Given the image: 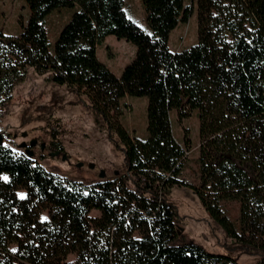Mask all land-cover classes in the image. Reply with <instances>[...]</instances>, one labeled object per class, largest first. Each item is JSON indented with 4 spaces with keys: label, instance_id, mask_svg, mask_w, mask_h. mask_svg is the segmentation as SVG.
I'll return each instance as SVG.
<instances>
[{
    "label": "trees",
    "instance_id": "trees-1",
    "mask_svg": "<svg viewBox=\"0 0 264 264\" xmlns=\"http://www.w3.org/2000/svg\"><path fill=\"white\" fill-rule=\"evenodd\" d=\"M24 1L31 14L21 33L0 32V121L32 71L83 99L121 150L125 171L92 183L61 177L3 137L0 264H240L180 238L170 197L188 185L180 180L186 151L173 134V111L180 120L198 113L194 193L215 224L264 264V0H141L148 30L128 17L125 0ZM60 9L72 14L51 52L45 22ZM194 11L197 42L171 51L172 32ZM109 36L136 48L120 77L97 55ZM126 96L148 100L146 139L120 123ZM58 133L52 128L55 152ZM228 200L240 203V231L221 210Z\"/></svg>",
    "mask_w": 264,
    "mask_h": 264
},
{
    "label": "rangeland",
    "instance_id": "rangeland-1",
    "mask_svg": "<svg viewBox=\"0 0 264 264\" xmlns=\"http://www.w3.org/2000/svg\"><path fill=\"white\" fill-rule=\"evenodd\" d=\"M125 10L130 19L148 30L141 0H125ZM30 14L24 0H0V32L19 35ZM71 14L69 9H60L47 17L45 26L51 52ZM196 42L197 17L194 11L187 23L180 24L172 32L169 47L171 51L179 52ZM135 52L136 48L130 43L109 36L98 47L97 55L102 63L120 77L124 67L133 60ZM147 104L146 98L126 96L122 100L123 115L120 123L132 138H147ZM171 121L174 137L186 151L180 180L188 186L174 187L170 197L178 212L180 238L193 242L210 253L238 256L240 264H255L257 256L241 247L215 224L192 189L201 185L198 161L201 138L197 111L182 120L173 111ZM54 127L59 131L58 139L62 149L58 150L59 156L51 157L50 153H55L50 148ZM0 130L2 138H6V145L18 154L25 153V148H21L23 143L30 145L31 141H35V145L28 146L34 152L33 157L49 172L61 177L92 183L100 179L101 171L105 172V178L125 171L121 150L106 131L97 128L83 99L64 87L47 82L45 77L32 71L16 87L11 105L1 118ZM63 155H67V160H62ZM79 163H83V166L78 167ZM90 164H94L93 169L89 168ZM2 178L7 180L6 176ZM17 195L23 198L26 193L20 190ZM221 210L235 229L240 231L239 201H222ZM90 215L99 217L100 213L93 210ZM41 219L47 220L48 213L44 212ZM68 260L74 261L75 256L70 255Z\"/></svg>",
    "mask_w": 264,
    "mask_h": 264
},
{
    "label": "water",
    "instance_id": "water-1",
    "mask_svg": "<svg viewBox=\"0 0 264 264\" xmlns=\"http://www.w3.org/2000/svg\"><path fill=\"white\" fill-rule=\"evenodd\" d=\"M0 141H2V134H0ZM32 145H35V141H31L30 145H28L26 143H23L21 145V148H25V154L28 157H30V158L34 156V152L30 148H28V146L31 147ZM42 149H44V144L42 145ZM59 155H60V152L59 151H57L55 153H50V156L51 157H56V156H59ZM67 158H68L67 155H63L62 156V160H67ZM77 166L78 167H82L83 166V163H79ZM89 168H92L93 169L94 168V164H90L89 165ZM99 177L101 179H104L105 178V172L104 171H101Z\"/></svg>",
    "mask_w": 264,
    "mask_h": 264
}]
</instances>
